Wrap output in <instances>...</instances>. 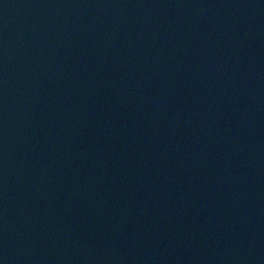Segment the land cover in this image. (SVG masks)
<instances>
[{"label":"water","instance_id":"95a60500","mask_svg":"<svg viewBox=\"0 0 264 264\" xmlns=\"http://www.w3.org/2000/svg\"><path fill=\"white\" fill-rule=\"evenodd\" d=\"M0 264H264V0H0Z\"/></svg>","mask_w":264,"mask_h":264}]
</instances>
